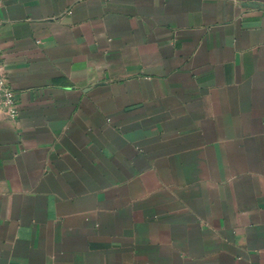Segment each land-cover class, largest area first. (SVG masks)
Returning a JSON list of instances; mask_svg holds the SVG:
<instances>
[{
  "label": "crops",
  "instance_id": "1",
  "mask_svg": "<svg viewBox=\"0 0 264 264\" xmlns=\"http://www.w3.org/2000/svg\"><path fill=\"white\" fill-rule=\"evenodd\" d=\"M0 64V264H264V0H1Z\"/></svg>",
  "mask_w": 264,
  "mask_h": 264
},
{
  "label": "built area",
  "instance_id": "2",
  "mask_svg": "<svg viewBox=\"0 0 264 264\" xmlns=\"http://www.w3.org/2000/svg\"><path fill=\"white\" fill-rule=\"evenodd\" d=\"M1 2V0H0ZM0 109L8 117H15L17 114V106L15 104V95L11 88L6 86V81L0 64Z\"/></svg>",
  "mask_w": 264,
  "mask_h": 264
},
{
  "label": "water",
  "instance_id": "3",
  "mask_svg": "<svg viewBox=\"0 0 264 264\" xmlns=\"http://www.w3.org/2000/svg\"><path fill=\"white\" fill-rule=\"evenodd\" d=\"M246 5V4H245Z\"/></svg>",
  "mask_w": 264,
  "mask_h": 264
}]
</instances>
